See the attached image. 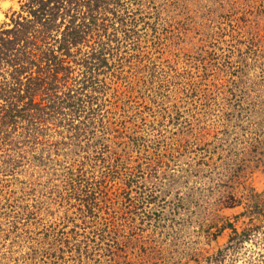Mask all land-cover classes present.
I'll return each instance as SVG.
<instances>
[{"label":"rangeland","instance_id":"obj_1","mask_svg":"<svg viewBox=\"0 0 264 264\" xmlns=\"http://www.w3.org/2000/svg\"><path fill=\"white\" fill-rule=\"evenodd\" d=\"M28 1L0 29L57 48ZM64 1L100 10L58 52L67 99L36 94L51 117L0 56V264H264V0Z\"/></svg>","mask_w":264,"mask_h":264},{"label":"trees","instance_id":"obj_2","mask_svg":"<svg viewBox=\"0 0 264 264\" xmlns=\"http://www.w3.org/2000/svg\"><path fill=\"white\" fill-rule=\"evenodd\" d=\"M113 4L116 6H119V3L116 4V0H112ZM65 2L64 0H37V3H40L41 9L43 10L47 5L51 4L55 10L51 11L50 15L53 16L51 23H47L46 29H53V32L59 33V35L62 36V41L59 42L56 37H52L53 43H58L57 48L50 47L48 49H45V47H42V45L38 44L37 39L34 40V34L36 32H32L31 30V23L30 20L27 19L26 15L23 16V14L18 13V19L12 20L11 28L9 29H0V56L3 59L4 63H7L6 66H14V69L10 72L12 77H14V80L18 84V91L20 90L21 86L30 85L29 87H26L25 94L22 95L21 93H18L16 95V100L21 101V99H25V105L22 106V111H36V114H38V120L43 116L47 115L50 116V114L53 113V111L50 109L49 105L50 103L41 102L42 99H36V94L38 92L46 94L50 96L53 100V104L56 102V98L59 99L60 96H64L62 101H65L67 99L66 95H59V81H64L66 77L60 76L64 73L66 70L65 67H62L61 64L58 62V56L61 51L67 52L68 51V45L65 44L66 42H69L70 46L78 45L79 42L85 38V31L82 35H79L80 31H83L84 25L82 21H85V24H87L88 20H93L95 18L96 11L100 10V7L95 6L94 4H91V6H87V10L83 11L80 16L74 17V19H71V23L66 22L62 16L59 15L61 11L65 10L67 13L71 12L68 9H65ZM34 0H29L26 5L30 6L31 8H34L33 6ZM80 7V6H79ZM78 5L76 7V11L79 9ZM30 12V11H29ZM33 15H35V10L31 11ZM30 12V16H31ZM73 12V11H72ZM27 14V12L25 13ZM72 14V13H71ZM29 15V14H28ZM61 16V17H60ZM60 18L59 22L56 26V18ZM40 18V17H39ZM22 20V21H20ZM79 20H81L82 23H79ZM78 21V23L76 22ZM53 28H50V27ZM62 27V30H60ZM48 32V31H47ZM67 35H70L71 38H66ZM74 38V39H73ZM69 39V41H68ZM19 45H21V48H19ZM20 50L21 52L18 53V55H21L23 58L19 59L17 56V52ZM70 50V49H69ZM34 53V55H33ZM37 57L40 60V63H33V68L35 71H33V68L28 67V62L23 65L22 62L25 60H32L34 57ZM0 59V60H2ZM17 62L22 64H16ZM2 62L0 61V64ZM100 65L104 63L102 60L99 61ZM37 64V65H36ZM21 65V66H18ZM40 65V66H39ZM20 67V68H19ZM91 66H88L90 68ZM28 72V74H27ZM23 74H25L23 76ZM25 79L24 81H22ZM68 100H72V97L68 96ZM43 101V100H42ZM73 101V100H72ZM70 102L68 101V105ZM12 108V107H11ZM15 108V107H14ZM11 109L7 112V122L11 125L13 124L14 120L13 118H18L19 116L16 114L18 113L17 109ZM58 110V108H57ZM52 112V113H51ZM59 112V111H58ZM9 113V115H8ZM24 113V112H23ZM51 117V116H50ZM42 122L41 120L38 121ZM31 123H33L31 121ZM225 206H232V205H225ZM228 227L231 229L234 236H238L239 234L235 230V228L229 224Z\"/></svg>","mask_w":264,"mask_h":264},{"label":"bare ground","instance_id":"obj_3","mask_svg":"<svg viewBox=\"0 0 264 264\" xmlns=\"http://www.w3.org/2000/svg\"><path fill=\"white\" fill-rule=\"evenodd\" d=\"M0 18H1V15H0Z\"/></svg>","mask_w":264,"mask_h":264}]
</instances>
